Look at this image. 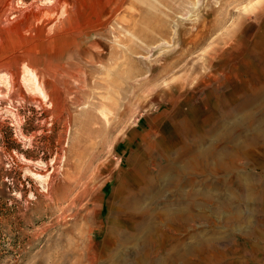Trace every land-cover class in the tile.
Instances as JSON below:
<instances>
[{
    "label": "rangeland",
    "instance_id": "374dc122",
    "mask_svg": "<svg viewBox=\"0 0 264 264\" xmlns=\"http://www.w3.org/2000/svg\"><path fill=\"white\" fill-rule=\"evenodd\" d=\"M42 1L15 0L31 10ZM53 1L46 24L18 11L8 24L10 0H0V78L12 84H0V264H109L150 214L211 217L230 200L228 217L240 219L194 217L191 233L161 231L160 244H194L185 264H264V133L245 155L264 104L242 106L264 93V0ZM23 67L46 104L22 87ZM209 147L238 155L185 179L186 162ZM35 173L50 176L45 187ZM160 176V201L131 223L121 211ZM146 241L119 264H136L147 245V264L168 252Z\"/></svg>",
    "mask_w": 264,
    "mask_h": 264
},
{
    "label": "bare ground",
    "instance_id": "6f19581e",
    "mask_svg": "<svg viewBox=\"0 0 264 264\" xmlns=\"http://www.w3.org/2000/svg\"><path fill=\"white\" fill-rule=\"evenodd\" d=\"M58 2H55L53 0H43L42 2H37V3L33 4L32 5V10H31V9H29L27 7L26 8H21L22 4H20L19 2L16 3L15 0H10V3L8 5L9 8L7 10V12H9V14L6 13V15H5L6 21L8 22V24H12L13 22L11 20H9V15L12 12L14 13L15 11H18L21 14V17H23V18L26 17L28 19L29 15H31V13H32L33 19L36 22H43V24H46V22L48 20L47 19L45 20V17H43V15L44 14L48 15L52 11V9L56 5V3H58ZM118 6H120V5H118ZM129 57H131V56H129ZM0 79H1L0 80V84L5 86L7 89L10 87V85H12L10 78L4 77V75H3V76H1ZM20 81H21L22 87L25 89V91L30 96L35 98L36 101L39 100V101H41V103L46 104V100L48 98V95H47V93L45 92V90L43 88L44 86L42 87V84H40V82H39V80L37 78V75L35 74V72L33 70H31L30 68H27V67H23V71H22V75L20 77ZM249 85L250 86L252 85L251 81H249ZM243 102H245V101H243ZM253 102L263 103L264 104V93H262L261 95L258 93L256 96H252L250 98V100H247L246 103H244L242 106H245V104H251ZM240 104H242V103H240ZM241 108H243V107H239L238 108L240 113H241V110H242ZM245 119H246V116H244V114H243V116L240 115V117L237 120L238 124L244 122ZM214 132H215V130H214ZM262 133H264V125L261 128L256 129V134H255L256 136H255L254 140H252V142L250 141V144L252 145V150L246 151V154H245L246 156H251L252 154H254L253 152H255V151H253V150H256L257 141L260 139L258 137H260L262 135ZM229 139H230V142L233 141L235 143L236 147L240 149V152H242L241 144L239 142H235V141H237L235 136H229ZM249 151L250 152L252 151V152L249 153ZM229 153H230V151H228V150H225V151H222V152L221 151L218 152V151H216L215 147L214 148H210L209 147L208 149L201 150L200 152H198L197 154L192 156L186 162L185 169H187V170L184 173L185 176H186L185 179L188 178V176H194V175H197L199 173H204V172H208V171H210L212 173L220 172V170H222V168L226 165V162H228L229 160L231 161L232 159H235L236 156L238 155V153H237V155L236 154L235 155H229ZM86 159H87V157H86ZM78 161L84 163L81 160V158L80 159L78 158ZM193 166L197 167L196 168L197 171L196 170L188 171V168L191 169V167H193ZM34 175L37 177V179H39L41 181V184L45 187V183L48 182V178L50 176L46 175V174L42 175L41 173H35ZM241 178L242 177H240V181L243 182V179H241ZM72 179H76V178H72ZM166 179H167L166 177H161L160 176L159 180H156V183H154V185L151 186V189H149V191L146 192V194H145L146 196L140 197V198H138V199H136L134 201H130V202L126 203L128 205V208H123V210L121 212L125 216H127L129 218L131 223H133V222L136 223L137 220H140V219L142 220L144 218V216L147 213H149V211H150L149 207H151L150 205L153 202H155V200H157L161 196L162 190L167 188L166 185L163 186L161 184ZM170 180L167 183H170L171 182ZM244 185H243V189H244ZM156 186H159V187L156 188ZM245 191L248 192L249 189L245 188ZM251 191H253V190L251 189ZM196 192H198V191H196ZM195 193H192V194L194 195ZM251 194H250V196H251ZM119 196L122 197L121 189H120V192H119ZM210 196H211V194L209 193L208 197L211 198ZM252 198H253V196H252ZM249 199H250V197H249ZM191 201H194V200H191ZM219 201H221V200H219ZM191 203H195V202H191ZM232 203H233L232 200H230L227 203L224 202L223 204H217V202H216V204L219 205V209L217 211H213V213H212L213 217H212V215H211V217H206L205 215L204 216H199L200 214L197 217H199V219H202V220L204 219L205 221H207V223L215 224L217 222V220L221 219L220 218V215H221V217L223 218L221 220L222 223H224L225 225L228 226V224H231L235 218L238 220V219L241 218V215H242V212H240V210H236L235 214H232L231 217H228L229 212L233 211V207L232 206L234 204H232ZM166 210H168V209H166ZM201 211L203 212V210H201ZM192 212L193 211L190 209L188 212H183V213H180L178 215L176 213H174L172 216H171V214H168V212H167L168 215L167 214H162V216H158L156 214L153 215L154 213L150 214V216L148 217V219H147V221L145 223L139 222V223L135 224V228H134V232H133L134 234L130 235V236L128 235L127 237L126 236L123 237L122 241L120 242V244L118 246V248L115 249L116 250V251H114L115 253L110 254V255L109 254L106 255V257H105L106 261L105 262L109 263V264H119L120 263L118 261L119 259L120 260L122 258L125 259L124 258V248L128 249V250L131 249L130 251H132V253H133V251L136 253L137 250H135V247H137V245L145 242V240H147L146 242H149L150 244H151V242L157 241V243H159V245L162 247L163 250H167L166 247H164L162 244H160L161 243L160 239L163 238L161 231L162 232L175 231L177 233L178 232H184L186 234L191 233V231H193L192 230L193 226L192 225L189 226L188 225L189 224L188 221H194V217H196V216L193 215ZM162 217H163V220L161 221V223L162 224L164 223L163 226H164L165 230H163L161 227H158V226H162L159 223V219H161ZM181 221L185 224V226L182 229H180V231H178L179 229L177 230L176 228L178 226H180L179 223ZM199 236H197V237H199ZM198 240H200V239H198ZM198 240H197V242H198ZM198 243H199L198 245H200V242H198ZM215 243H219V242L218 241H214L213 244H215ZM192 245H193V247L190 245L191 248H187V249L186 248L179 249V248H177V245H176V247L169 248L167 250L168 252H166L163 256L159 257L158 262L154 263V264H176V263H178L179 260H182L183 264H185V260H188L189 259L188 257L191 256L192 253H193L194 244H192ZM147 248H148V245H147ZM147 248H143V249L139 250V252H138L139 257L135 261L136 264H147L148 263V261L150 259V255L152 254V250H149ZM146 249H147V251H146ZM121 262H123V260Z\"/></svg>",
    "mask_w": 264,
    "mask_h": 264
}]
</instances>
